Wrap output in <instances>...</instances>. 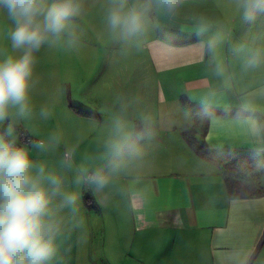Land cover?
I'll use <instances>...</instances> for the list:
<instances>
[{
	"label": "crops",
	"instance_id": "crops-1",
	"mask_svg": "<svg viewBox=\"0 0 264 264\" xmlns=\"http://www.w3.org/2000/svg\"><path fill=\"white\" fill-rule=\"evenodd\" d=\"M102 3L86 0L75 18L82 20L79 35L91 37L80 38L86 59L79 48L44 47L36 54L31 99L37 113L47 107L51 116L37 115L22 126L38 140L62 134L63 144L48 157L54 165L74 145V162L91 157L90 171L104 174L116 156L122 165L119 183L105 173L101 190L86 184L70 189L77 191L79 226L59 242L72 241L75 248L59 250L56 264H264V195L233 198L224 183L229 155L264 160V135L247 130L250 120L264 124V65L248 63L264 50V14L246 19L243 0H184L177 16H154L136 48L110 37ZM217 36L223 39L214 48ZM0 52L19 54L3 32ZM88 66L91 108H84L96 117L71 107L88 88ZM186 112L199 124L205 154L187 152L186 122L170 123V115ZM161 116L169 117L165 127L157 125ZM117 118L128 136L113 156L105 142ZM63 171L71 180L72 172Z\"/></svg>",
	"mask_w": 264,
	"mask_h": 264
},
{
	"label": "clouds",
	"instance_id": "clouds-1",
	"mask_svg": "<svg viewBox=\"0 0 264 264\" xmlns=\"http://www.w3.org/2000/svg\"><path fill=\"white\" fill-rule=\"evenodd\" d=\"M86 0H0V32L12 53L0 52V264H56L65 231L79 226L77 191L82 185L101 190L108 178L90 171L91 157L74 162L78 145L65 147L54 165L48 157L63 144L62 134L21 144L22 126L36 116L47 120L51 111L37 113L31 99L35 86L36 54L44 47L74 51L80 45L75 18ZM184 0H103L104 24L115 40L139 48L154 16L173 18ZM246 19L264 14V0H243ZM203 30V29H202ZM222 37L211 43L215 48ZM249 65H264V50L252 53ZM225 68L221 65L219 74ZM264 93V90H262ZM215 93H210L214 96ZM248 134L264 135V124L248 122ZM127 125L117 118L106 139L108 152L119 155L127 139ZM63 170L72 172L71 180Z\"/></svg>",
	"mask_w": 264,
	"mask_h": 264
},
{
	"label": "trees",
	"instance_id": "trees-1",
	"mask_svg": "<svg viewBox=\"0 0 264 264\" xmlns=\"http://www.w3.org/2000/svg\"><path fill=\"white\" fill-rule=\"evenodd\" d=\"M82 116L96 117L97 113L79 106H71ZM189 143L200 154L207 153L204 142L196 144L191 138ZM229 161L224 164V183L227 192L233 198L264 195V160L258 159L253 153L229 155Z\"/></svg>",
	"mask_w": 264,
	"mask_h": 264
},
{
	"label": "rangeland",
	"instance_id": "rangeland-1",
	"mask_svg": "<svg viewBox=\"0 0 264 264\" xmlns=\"http://www.w3.org/2000/svg\"><path fill=\"white\" fill-rule=\"evenodd\" d=\"M81 19L79 18V19H75L74 20V22L76 23V25L78 26V24L77 23H81ZM3 27V25L2 24H0V28H2ZM1 33V32H0ZM80 38H81V40L82 41H85V40H88L89 38H91V37H86V36H82V35H80ZM82 41H80V45H79V49H78V54H79V57L81 58V59H86L85 57H87V53L84 51L85 49H84V46H83V42ZM86 72H87V74H89V75H84L82 78L83 79H85V80H87L88 81V78L89 79H91V66H88L87 68H86ZM81 75V74H80ZM35 77V76H34ZM78 84H80L79 85V87L81 88L82 86H84V84L82 83V82H80V83H78ZM67 85V84H66ZM86 85H88V88L87 89H84V92H85V95H82L81 96V98L82 99H74L73 101H74V103H71V104H76L75 106H79V107H82V108H84V105L85 106H88L89 108H91V83L88 81L87 82V84ZM86 85L84 86V87H86ZM68 86V85H67ZM69 87H73V85L72 84H69V86H68V88ZM76 88H78V86H76ZM31 93H33V89H32V92ZM87 93H89L90 95H86ZM34 94V93H33ZM80 95H81V93H78L77 94V96L78 97H80ZM72 101V102H73ZM76 102V103H75ZM79 104H81V105H79ZM164 106V104H162L161 105V108ZM87 109V108H86ZM176 110H179V107H176ZM170 117V123L172 124V123H175V125H178V124H180V123H184V122H186V126H187V128H186V135H187V137L190 139H192L196 144H198V145H201L202 144V141H201V139H200V132H199V129H200V127H199V124L196 122V118H195V116L194 115H192V114H188V112H186L185 114H179V113H175V115H170L169 116ZM169 117H162L161 116V118H160V121L158 122L159 124H157L159 127H165V125H167V121H168V119H169ZM156 121V120H155ZM193 122V123H192ZM155 123H157V121L155 122ZM165 129V128H164ZM164 129H162V130H164ZM188 129V130H187ZM159 136H160V138L164 141V139L163 138H165V135H164V133L162 132V133H159L158 134ZM190 145V144H189ZM186 150H187V152L188 151H190V153H194V151H195V149L193 148V146L191 147V149L188 147V148H186ZM185 155V154H184ZM113 156H114V154H113ZM186 156V155H185ZM113 159H115L114 160V162L112 163V164H107L106 166H107V168L105 167V172H104V174L106 173L107 174V176H109L110 178H112V179H115V182H120V176H122V171L120 170V167L122 166V165H119V158H118V156H116L115 158H113ZM193 168H194V165H193ZM111 179V180H112ZM112 181H114V180H112ZM114 182V183H115ZM116 185H118V184H116ZM86 186H90V185H87L86 184ZM92 187V186H91ZM90 232V235H91V230L89 231ZM95 234H96V230H95ZM87 235H88V230H87V227L85 228V230L83 231L82 230V232H80V237L81 238H86L87 237ZM82 241H84V240H82ZM73 242L72 241H69V242H59V250H61V249H65L66 247H68L69 249H71V251H73L74 250V244H72ZM79 248V252H83V251H81V248L82 247H78ZM73 249V250H72ZM144 264V263H143Z\"/></svg>",
	"mask_w": 264,
	"mask_h": 264
},
{
	"label": "built area",
	"instance_id": "built-area-1",
	"mask_svg": "<svg viewBox=\"0 0 264 264\" xmlns=\"http://www.w3.org/2000/svg\"><path fill=\"white\" fill-rule=\"evenodd\" d=\"M22 135H21V142L23 143H27L30 139L31 140H38L36 138H34L33 136H31L26 130L22 129Z\"/></svg>",
	"mask_w": 264,
	"mask_h": 264
}]
</instances>
